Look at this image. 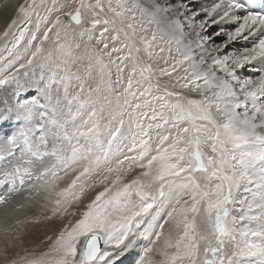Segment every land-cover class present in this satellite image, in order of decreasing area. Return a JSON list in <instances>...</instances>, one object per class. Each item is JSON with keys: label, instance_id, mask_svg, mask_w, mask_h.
Segmentation results:
<instances>
[{"label": "snow or ice", "instance_id": "6c2138e0", "mask_svg": "<svg viewBox=\"0 0 264 264\" xmlns=\"http://www.w3.org/2000/svg\"><path fill=\"white\" fill-rule=\"evenodd\" d=\"M37 7L0 47L39 17L0 75V264H120L145 237L134 264H264V0Z\"/></svg>", "mask_w": 264, "mask_h": 264}, {"label": "rangeland", "instance_id": "374dc122", "mask_svg": "<svg viewBox=\"0 0 264 264\" xmlns=\"http://www.w3.org/2000/svg\"><path fill=\"white\" fill-rule=\"evenodd\" d=\"M25 2V0H0V16L2 13H5L7 8H10V6H13V8L16 7L17 3ZM27 3H31L32 0H26ZM36 3L38 5L37 11L41 14V16H49L50 19H55V15L58 13H49L46 11V7L51 8L53 7V0H36ZM46 6V7H45ZM17 16V13L15 11L14 15L10 18V20L6 23H2L0 21V28L3 29V32L7 29V26L11 23L12 19H15ZM38 23H39V17H37L35 14L30 16L29 22L27 24V27L25 28V34H29L28 38L25 37V40L22 42L21 45H19L16 49L13 50L12 53L8 54L4 60H0V75L4 73L5 69L11 70L13 66H18V62H23V57L25 54V51L31 46V34L35 33L38 35H42V29L43 24L40 25L41 31L38 32ZM15 31V29H13ZM3 32L0 34V47L3 46L5 43V40L3 38ZM18 35V31L16 32ZM71 38H69L70 40ZM9 46L11 47V36L8 37ZM38 43V41H37ZM46 47L51 48L52 44L49 43L46 45ZM78 54V53H74ZM75 70V69H73ZM30 79L29 77H25L24 80ZM23 83V81H21ZM98 77L92 82V86L95 87L96 83H98ZM15 88V85H9L8 87L4 89H0V107H3L4 105L10 104L13 102V90ZM35 91H32L29 93V96L35 95ZM16 127L15 121H11L7 124H2L0 126V139H3L5 134L10 133L14 128ZM127 142V141H126ZM19 153H17L18 155ZM40 211V210H36ZM40 222L38 223V225ZM39 227V226H37ZM37 230V228L35 227ZM35 231V230H34ZM33 230H31V233L29 234L31 238H34V240L38 241L42 238H39L36 236V233ZM41 234H43L44 231H42V228H39L37 230ZM52 232L49 233L51 235ZM147 237L144 238V240H140L139 243L136 244V248L134 251H131L128 255H125L123 258V262H120V264H134V261L138 258L137 254L142 250V247L147 246ZM154 239V237H153ZM39 243V241L37 242ZM153 259H159V254L157 253L156 256L153 257Z\"/></svg>", "mask_w": 264, "mask_h": 264}, {"label": "bare ground", "instance_id": "6f19581e", "mask_svg": "<svg viewBox=\"0 0 264 264\" xmlns=\"http://www.w3.org/2000/svg\"><path fill=\"white\" fill-rule=\"evenodd\" d=\"M15 8H13V6H10V8H7L6 12L1 14L0 21L2 23H6V21L8 22L10 20V18L14 15ZM1 32H3V29L0 28V34H1ZM28 36H29V34L27 33L26 34V37L28 38ZM245 46H247V45H237V47H245ZM248 71H255V69L246 70L245 74H247ZM0 187H3V185L0 184ZM36 210H40V209L38 207L35 209V212L37 213V215H39L40 211H36ZM37 226H39V227H37ZM35 227L37 228V230H39V228H42V231H44L43 234H42V232H41V234L39 232H37V230L35 229ZM53 228H54V225H50L47 222H43L42 221V222H40L39 225H38V223L33 224L28 231H29V234H30L31 233V230H33V231L35 230L34 232L36 233V236L39 237V238H42L45 233L49 234L50 232H52ZM31 239L34 240V238H31ZM123 258H124V256H123ZM122 260L123 259H121L120 262H123Z\"/></svg>", "mask_w": 264, "mask_h": 264}]
</instances>
